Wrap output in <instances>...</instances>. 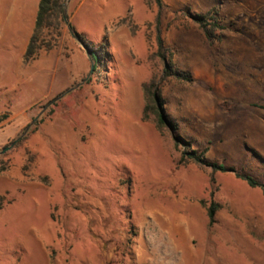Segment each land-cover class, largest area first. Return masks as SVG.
<instances>
[{
    "label": "rangeland",
    "instance_id": "1",
    "mask_svg": "<svg viewBox=\"0 0 264 264\" xmlns=\"http://www.w3.org/2000/svg\"><path fill=\"white\" fill-rule=\"evenodd\" d=\"M64 10L25 63L37 0H0V264H264V0Z\"/></svg>",
    "mask_w": 264,
    "mask_h": 264
},
{
    "label": "trees",
    "instance_id": "2",
    "mask_svg": "<svg viewBox=\"0 0 264 264\" xmlns=\"http://www.w3.org/2000/svg\"><path fill=\"white\" fill-rule=\"evenodd\" d=\"M65 10H64V0H39L37 5L36 18L34 23V29L28 41L25 53L23 55V61L29 63L36 58L39 51L42 48L46 50L51 48L50 43H46V37L48 34H51L52 30L55 29V34L59 35V24L65 21ZM217 11L216 9H211L205 15L197 17V22L199 26L205 33L208 39L213 38V32L216 27H220L217 24L216 18ZM92 57L95 63L101 64V56L97 52H91ZM96 68V67H95ZM171 66H168L166 71L167 75H174L178 79L188 80L186 75L178 73L170 69ZM264 91V87H263ZM144 93L147 100V109L155 115L157 120V125L161 127H168L173 130L172 124L168 121L165 111L163 108V101L161 99L160 90L157 89V84L155 81H151L149 85L144 86ZM264 109V105L261 106ZM205 151L197 152L195 150H185L179 160V164L185 165L188 163H195L199 166L210 167L213 171L220 170L225 171L226 168L223 165L217 163H210L206 161L204 157ZM233 170V169H230ZM247 183L251 187H260L264 194V184H259L249 177H245ZM218 208V205L214 202L210 204L207 208V216L209 219V224H212L214 221V215Z\"/></svg>",
    "mask_w": 264,
    "mask_h": 264
},
{
    "label": "water",
    "instance_id": "3",
    "mask_svg": "<svg viewBox=\"0 0 264 264\" xmlns=\"http://www.w3.org/2000/svg\"><path fill=\"white\" fill-rule=\"evenodd\" d=\"M90 57L91 59L93 60V57H92V53H90ZM94 61V60H93ZM58 98V97H57ZM57 98L53 99L49 104H51L53 101H55ZM16 141L13 142V144L15 143Z\"/></svg>",
    "mask_w": 264,
    "mask_h": 264
},
{
    "label": "crops",
    "instance_id": "4",
    "mask_svg": "<svg viewBox=\"0 0 264 264\" xmlns=\"http://www.w3.org/2000/svg\"><path fill=\"white\" fill-rule=\"evenodd\" d=\"M38 2H39V0H37V5H38ZM26 47H27V45H26ZM25 50H26V48H25Z\"/></svg>",
    "mask_w": 264,
    "mask_h": 264
}]
</instances>
